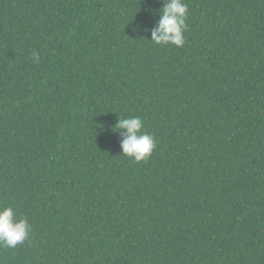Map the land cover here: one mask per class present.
Returning a JSON list of instances; mask_svg holds the SVG:
<instances>
[{
  "label": "trees",
  "instance_id": "trees-1",
  "mask_svg": "<svg viewBox=\"0 0 264 264\" xmlns=\"http://www.w3.org/2000/svg\"><path fill=\"white\" fill-rule=\"evenodd\" d=\"M183 2L176 48L161 0H0V264H264V0Z\"/></svg>",
  "mask_w": 264,
  "mask_h": 264
},
{
  "label": "clouds",
  "instance_id": "clouds-1",
  "mask_svg": "<svg viewBox=\"0 0 264 264\" xmlns=\"http://www.w3.org/2000/svg\"><path fill=\"white\" fill-rule=\"evenodd\" d=\"M158 16L153 27L145 29L151 33L149 40L157 46L182 47L186 42L187 5L183 0H161ZM133 30H140V25H135ZM32 57L39 59L36 52L32 53ZM113 128L120 133L121 156L139 163L147 159L156 148L154 135L142 131L144 124L139 116L120 118ZM30 232L31 225L26 217H17L11 205L0 203V248H15L24 244Z\"/></svg>",
  "mask_w": 264,
  "mask_h": 264
}]
</instances>
